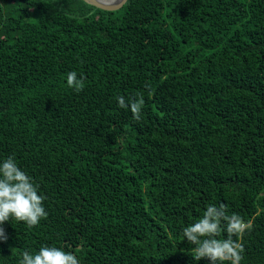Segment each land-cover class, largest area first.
Segmentation results:
<instances>
[{
	"label": "trees",
	"instance_id": "1",
	"mask_svg": "<svg viewBox=\"0 0 264 264\" xmlns=\"http://www.w3.org/2000/svg\"><path fill=\"white\" fill-rule=\"evenodd\" d=\"M137 93L140 122L118 104ZM9 156L48 217L2 225L0 264L45 245L80 264H210L183 228L221 203L251 224L241 264H264V0H0Z\"/></svg>",
	"mask_w": 264,
	"mask_h": 264
},
{
	"label": "clouds",
	"instance_id": "2",
	"mask_svg": "<svg viewBox=\"0 0 264 264\" xmlns=\"http://www.w3.org/2000/svg\"><path fill=\"white\" fill-rule=\"evenodd\" d=\"M67 84L76 92L84 87L83 78H78L75 71L67 74ZM118 104L122 109L130 107L133 119L141 121L145 104L142 93H137V99L129 102L120 96ZM44 199L32 178L17 165L13 156L0 162V240L7 241L2 225L13 218L29 228L46 219L48 212ZM250 227L251 224L240 215H229L227 206L221 203L219 207L208 205L200 219L183 228V235L188 244L194 246L191 248L192 257L197 262L206 259L210 264H241L244 248L239 240ZM19 264H80V261L72 252L45 245L34 255L24 251Z\"/></svg>",
	"mask_w": 264,
	"mask_h": 264
},
{
	"label": "water",
	"instance_id": "3",
	"mask_svg": "<svg viewBox=\"0 0 264 264\" xmlns=\"http://www.w3.org/2000/svg\"><path fill=\"white\" fill-rule=\"evenodd\" d=\"M86 1L102 9L116 10V9L121 8L128 0H121L119 3L114 4V5L101 3L98 0H86Z\"/></svg>",
	"mask_w": 264,
	"mask_h": 264
},
{
	"label": "bare ground",
	"instance_id": "4",
	"mask_svg": "<svg viewBox=\"0 0 264 264\" xmlns=\"http://www.w3.org/2000/svg\"><path fill=\"white\" fill-rule=\"evenodd\" d=\"M100 1L101 3H105V4H111V5H114V4H117L119 3L121 0H98Z\"/></svg>",
	"mask_w": 264,
	"mask_h": 264
}]
</instances>
